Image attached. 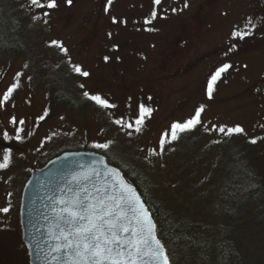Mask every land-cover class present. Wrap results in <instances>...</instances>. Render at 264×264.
<instances>
[{
	"label": "rangeland",
	"instance_id": "obj_1",
	"mask_svg": "<svg viewBox=\"0 0 264 264\" xmlns=\"http://www.w3.org/2000/svg\"><path fill=\"white\" fill-rule=\"evenodd\" d=\"M55 3L40 9L29 0H0V101L19 85L0 106V162L11 153L9 168L0 170V209H8L0 211V264H30L19 220L22 189L33 168L68 150L101 152L111 165L139 170L151 178L155 203L213 228L211 241L224 234L220 219L232 227L237 240L223 247L230 263L264 264V201L229 206L241 168L264 188V0ZM201 109V123L169 143L173 126ZM142 116L141 127L135 121ZM237 127L243 134L213 130ZM199 251L168 262L209 264Z\"/></svg>",
	"mask_w": 264,
	"mask_h": 264
},
{
	"label": "water",
	"instance_id": "obj_2",
	"mask_svg": "<svg viewBox=\"0 0 264 264\" xmlns=\"http://www.w3.org/2000/svg\"><path fill=\"white\" fill-rule=\"evenodd\" d=\"M109 172L112 175H107ZM117 180L132 189L126 198L132 201L138 199L139 205L143 206L141 218L147 220L143 227H151L152 234L163 247V255L159 259L155 258L148 248L145 249L147 254L143 259L138 255L132 259L136 260V264H163V256L168 258L166 249L158 237L154 217L138 190L124 178L119 168L108 163L104 155L86 151H65L51 159L44 167L34 169L22 190L20 225L22 241L29 251L30 264H75L77 260L80 264H85L67 249L62 252L54 251L57 246L63 248L67 243L62 239L61 232L67 235L69 226L64 224L60 217L69 219L65 209L86 196L85 189L95 193L97 186L107 185L105 196L117 194L120 187L116 184ZM129 216L136 217L137 213L129 209ZM129 227H137L138 231L140 228L135 220ZM70 255L71 260L67 259ZM87 264L92 262L88 261Z\"/></svg>",
	"mask_w": 264,
	"mask_h": 264
},
{
	"label": "snow or ice",
	"instance_id": "obj_3",
	"mask_svg": "<svg viewBox=\"0 0 264 264\" xmlns=\"http://www.w3.org/2000/svg\"><path fill=\"white\" fill-rule=\"evenodd\" d=\"M31 6H35L40 9H54L57 7L55 0H48V2H42V0H29ZM71 3V0H69ZM156 5L161 3V0H154ZM45 15L48 13L45 12ZM156 17V13H153V18ZM39 19V17H36ZM46 22V21H45ZM116 23L117 21H113ZM151 21H145V23H150ZM251 23V21H249ZM250 34V33H249ZM241 39L244 37L240 33L236 34ZM55 43V42H54ZM60 47V45H56ZM231 66H225L221 68L216 76L213 78L212 83L209 86L208 96L209 99L212 98V92L215 90L214 85L216 79L221 76L222 73H225L229 70ZM77 73H80V69H76ZM82 75L87 76V73H82ZM19 80V76H17ZM19 85L17 84L16 87ZM16 87L9 89V91L3 96L2 101H0V106H3V103L12 97L13 93L16 91ZM89 100L94 101L97 105L102 108H111L113 105H109L104 102L100 97L89 96L85 93ZM145 115L150 116L151 113L147 109L141 110ZM203 111L201 109L196 113V116L193 120L187 122L183 126L174 125L173 131L171 134V139L168 141L171 143L173 140L178 139L176 132H190L193 131L200 123V113ZM13 125L23 124L24 121L17 122L15 119L11 121ZM119 123V122H117ZM136 124L143 126V116L141 119L135 121ZM131 128V125H128ZM218 131L221 134L228 136L240 135L243 134V129L237 127L235 129H213ZM20 131L18 129L16 136L13 139H20ZM136 132L140 131V128L135 129ZM3 138L5 140L10 139L7 132L3 133ZM256 140H251L250 143L255 144ZM95 148H101L104 150L108 149V145H93ZM161 147L163 148V140ZM153 155H156L154 152ZM11 164V153L4 155L2 162H0V170H6ZM107 175H112V173H107ZM116 184L120 185L117 194L107 195L104 193L107 191V185L97 186L95 193L87 192L86 196L79 198L78 202H73L71 207L65 209L66 216L69 219H65L64 216H61L60 219L64 224L68 225L67 235H64L61 232V237L67 243L63 248L57 246L54 251L62 252L64 250H69L71 253H74L76 257H79L81 260L87 264L88 261H91L92 264H136V260L132 259L133 256H140L141 259L147 254L145 249H151V252L154 253L155 258L159 259L163 255V247L160 242L156 240L155 236L152 234L151 227L145 229L143 225L147 224V220L141 218L142 205H139L138 199L132 201L127 199L128 193L132 192V189L121 183L120 180L116 181ZM123 193V195H120ZM100 194V195H97ZM87 201V203L85 202ZM139 205V208L137 207ZM129 209L132 212H136V217L129 216ZM0 211L7 213L8 209H0ZM135 223L140 226L139 231L137 227H129V224ZM72 239H69V237ZM151 241V243H149ZM67 259H72L71 255ZM75 264H80V261L77 260ZM163 264H168V258L163 256Z\"/></svg>",
	"mask_w": 264,
	"mask_h": 264
},
{
	"label": "trees",
	"instance_id": "obj_4",
	"mask_svg": "<svg viewBox=\"0 0 264 264\" xmlns=\"http://www.w3.org/2000/svg\"><path fill=\"white\" fill-rule=\"evenodd\" d=\"M19 30L20 26L17 27L13 33L17 35ZM1 41L0 39V46H2ZM113 165L121 169L124 177L130 178L132 185L138 190L145 203L148 205L156 222L158 237L161 239L166 249L168 259L169 257L176 259L181 251L193 253L196 250H200L205 252L202 256L200 254V257L205 262H207V257L209 262H212L211 264H232L234 262L235 259H232L231 263L229 262L230 255L228 258L223 250L224 246L226 247L225 249L228 247L232 249L231 242L233 239L237 240L232 227L225 223L222 224V220L220 219L221 223L217 228L223 231L224 234L219 233L223 236L211 241L209 238L214 234L213 228H206L202 226V223L200 224L197 221L181 218L176 212L170 209V207L166 206L163 200L157 203L154 202L155 200L153 197L157 191L151 186V178L144 175L139 170H136L138 174L135 175L136 172L132 174L131 169L128 167L125 169L121 168L118 163H114ZM254 166L256 167L255 163ZM241 169L240 173L243 174V176L237 177V181L235 182L234 188L236 196L233 205H229L230 209L240 203H250L248 201L254 203L257 202L258 199L264 201V188L261 187V181L259 187V176L250 173L248 167ZM223 212L225 213V208ZM228 215L234 217L232 212H228ZM229 216H227V218H229ZM197 241L200 242L197 243ZM234 246H236V244H234ZM215 258H218L217 262H215ZM240 263L241 260L234 262V264Z\"/></svg>",
	"mask_w": 264,
	"mask_h": 264
},
{
	"label": "flooded vegetation",
	"instance_id": "obj_5",
	"mask_svg": "<svg viewBox=\"0 0 264 264\" xmlns=\"http://www.w3.org/2000/svg\"><path fill=\"white\" fill-rule=\"evenodd\" d=\"M192 65H193V64H190V65L187 67V69H183L182 72L187 71ZM180 71H181V70L179 69V70H178V73H180ZM178 73H177V74H178Z\"/></svg>",
	"mask_w": 264,
	"mask_h": 264
}]
</instances>
